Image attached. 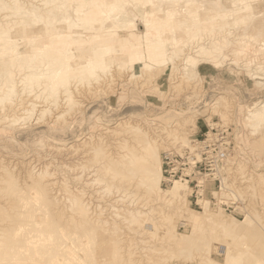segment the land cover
I'll return each mask as SVG.
<instances>
[{"label": "rangeland", "instance_id": "374dc122", "mask_svg": "<svg viewBox=\"0 0 264 264\" xmlns=\"http://www.w3.org/2000/svg\"><path fill=\"white\" fill-rule=\"evenodd\" d=\"M71 2L65 14L35 15V26L19 16L10 19L11 29H22L25 37L40 34L53 44L61 34L72 48L71 61L49 58L47 91L63 84L73 94L67 102L61 87L49 97L44 86L28 85L40 81L36 76L24 82L26 70H11L15 95L0 107V119H18L0 123V180L6 187L0 181V257L9 254L4 264H205L201 252L188 257L181 247L191 231L201 235L196 222L207 243H213L214 229L221 248L229 243L230 251L241 254L237 264H264V0ZM201 34L182 46L181 40ZM222 38L228 39V54L238 40L246 47L243 55L233 53L235 63L216 67L196 50ZM33 57L47 73L44 57ZM145 138L162 162L157 195L123 165V155L139 153ZM208 139L219 149L229 143L214 176L199 154ZM168 177L187 187L168 194ZM36 196L39 203L32 201ZM15 197L21 203L12 204ZM135 211L141 215L133 218ZM254 215L263 221L256 230ZM208 217L242 237L222 236Z\"/></svg>", "mask_w": 264, "mask_h": 264}, {"label": "bare ground", "instance_id": "6f19581e", "mask_svg": "<svg viewBox=\"0 0 264 264\" xmlns=\"http://www.w3.org/2000/svg\"><path fill=\"white\" fill-rule=\"evenodd\" d=\"M45 1H46V3H44V4L40 3V5H39L36 2H33L32 0L28 2L29 4L26 1H24V0L23 1H21V0H7V1L0 0V10L2 11L1 12L2 13V20H4V22L0 23V63H1L0 65L3 67L2 71H1V74H2V76H4V78H3L4 83L0 84V86H1L0 87V107L1 108H3L6 104L10 103L12 101L14 95H15V88H14L13 84L12 85L9 84V80H11V78L14 77L12 75V72H11V70H13V68H15L19 72V74L21 72H24V70L27 71V74H22V76H21V80H23L24 82L29 76L31 77L32 75L36 76V79L40 80L39 81L40 84L37 81H34V82H32V81L30 82L29 81L28 85L31 88L33 87V85H38V86L42 85V86H44L43 91H46L48 93L49 97H55L56 96V91H58L59 88L63 87V89H64L63 93L66 96V101L67 102L68 101L69 102L72 101V94L73 93H71V91L68 89L67 85L65 86L63 84H58L56 86V88L54 87L55 91H54V88L53 89H49L47 91V86L49 87V82L47 80V76L46 75L48 74V71H49V64H48L49 58H52V60L55 59V58L56 59L61 58L63 60H66V62L71 61L70 60V52H69V50L72 51V48L68 47L67 45L65 46L64 42H62V40L59 38L61 36V34L60 33L56 34L55 37L53 38L54 39L53 40V44H50L48 41H46L47 38L41 36L40 34L25 37V36H23L21 34L22 29H19L18 33H16L13 28H12L13 30L11 29V25L10 24L13 22V21H11L12 20L11 18H15V17L19 16L22 19H27V20L33 22L32 24L35 26V24L38 22V20L32 19V18H36L35 15L38 17V16H44V15L46 16V15H51V14H56V15L65 14L66 12H68V9L72 8V6H73V4L71 2L72 0H56V1L54 0L52 2V4H50V5H48V2H50V0L49 1L45 0ZM139 3H140V1H139ZM34 4L36 6H34ZM133 4H134V2H133ZM60 8L62 10H59ZM139 13H140V15H143L142 10H139L137 14H139ZM143 17H145V16H143ZM242 22H243V20L241 21V23ZM220 30L223 33H225L224 32L225 31L224 27H220ZM220 30H219V33H221ZM208 31H212V29H209ZM10 32H13V34L12 33L10 34ZM215 33H216V31H215ZM201 36H202V34L198 35L197 38L196 37L187 38V41L181 40V44H182L183 47H185V45H188L191 42H195V41L201 40L202 39ZM19 39L21 40L20 43L18 42ZM174 39L176 40V42H179V39L176 38V33L174 35ZM250 40H251V38H250ZM80 41H81V39L75 40L74 44H78ZM227 41H228V39L226 40V39H223V38L219 39V40H213V41H210L209 43H207L208 46L199 47L196 51H198L200 54H204L206 56V58H208V60L211 59L212 63L216 67L219 64H221L223 61H225V60H230L232 63H235L232 56L234 54H235V56H238L239 53L241 55L244 54L243 52L245 51V47H246L244 45L245 42L244 41H240V40H238V41L236 40L237 42L235 44H237V45L234 44L235 48L233 47L231 50L229 48V53L230 54H228V51L227 52L223 51V49H224L223 46H225ZM219 45H221V46H219ZM216 46L221 47L222 50L219 51L218 47H216ZM35 54H37V56H40L41 58L44 57L43 59H45V62H46L45 66L47 67V73L44 72V69H46V68L42 69L43 67L41 68V67L35 66L33 64V58H34L33 55H35ZM229 56H231L232 58L231 59H227V57H229ZM235 61H236V59H235ZM51 68H53V66ZM257 68L262 70L261 66L260 67L258 66ZM40 88L38 87V89H40ZM16 107H18V106H16ZM1 110H3V109H1ZM17 120H18L17 118H11V117H6L5 118L4 117L3 119H0V123L2 121H6L7 123H9V122H11V123H15L16 122L17 123ZM22 120H23V118H22ZM135 129H136V130H134L135 133H139V134L143 133L140 130V128H135ZM228 145H229V143L226 142V141H224V143L222 144V146H225V147H227ZM139 149H140V152L137 153V154L130 153V154H128V157L126 155H123V165L125 166L128 174H132L133 176L138 178V185L139 186L143 187L144 190L147 191L148 193H154V194L157 195L161 191L159 185H160V181L162 179V171H163L162 162H161V159H160V157L158 155L157 147L153 143L152 139L145 138L143 140L142 145L140 146ZM190 149L192 150V148H190ZM106 168H103V169H106ZM112 170H110L109 172H111L112 174L116 173L115 172L116 169H114L115 170L114 172ZM103 173H105V171ZM43 174L44 173H40V175H43ZM106 175H107V173H106ZM38 176H39V174H38ZM113 176H116V178H117V176H119V175L117 173V175H113ZM113 176H112V178H114ZM121 177H122V175H121ZM123 178H124V175H123ZM4 180L5 179L0 180L1 184H3L2 182H4ZM224 181L225 180L223 179V181H222V183L220 185L221 186L220 190H223V188H225L226 183ZM168 182L171 183L170 186H169V190L167 192L170 195H177V193H179L181 190H184L187 187V186H185L186 185L185 182H181L179 180H173L172 179V180H170ZM12 183H14V182H12ZM122 186H121V188H122ZM4 187H5V185H4ZM13 193L17 194V190H14ZM215 194H216V192L212 191L211 195H215ZM221 195H224L226 197V199H229V198H227V197H229V194L228 195L221 194ZM6 197H7V194H6ZM77 197H79V196L77 195ZM7 199H10V198H6L4 200H7ZM261 199L264 202V197H260V200ZM11 201H12V199H11ZM32 201H33V203H39L37 196L34 197L32 199ZM6 203H8V201ZM13 203L15 205L17 203H21V201L18 198L15 197L13 199V201H12V204ZM72 203H74V204L78 203L79 204L80 201L78 199H74V200H72ZM10 204H11V202H10ZM74 208H75V206H74ZM79 208H81V207H79ZM18 214L19 213H17V216H18ZM131 215H132L133 218H135V216L139 215V212L135 211V213L131 214ZM17 216H16V218H18ZM16 218H15V220H16ZM25 218H26V215H25ZM18 219H17L16 223L19 221ZM252 219H253L252 222L254 224L255 230H256V226L263 227V226H261L263 221L260 220L259 216L254 215ZM206 221L209 224H211V226L220 229L219 233H221L222 236L225 235L226 238L233 239V238H236V236L240 235V233L239 234H235V233L231 232L230 228L228 226H224V223L222 221H220V220H214V219L208 217L206 219ZM146 222L148 223L147 225L149 227H153L154 226L153 224L149 223L146 218H144L143 219V223L145 224ZM195 226H196V230L201 235L196 237L194 235L193 231H191V233L188 235V237L184 239V245L181 246V247H183L182 248L183 252H185V250H186L184 255H187V256L189 255L188 257H190L191 256L190 254L193 255L194 251L197 252V253L201 252L204 255V263L205 264H237V261L240 259V255L241 254H239L238 252H233V250L230 251L229 250V246H227V245H229V243L225 244V248H221V245L218 242H215L213 240V239L217 240L219 238L217 232L214 231V229H211L212 231H210V233H209V237L211 238V240L213 242V243L209 244V243L206 242L205 238L202 236V234L205 231V228L203 226H201V224L199 222H196ZM7 230H11V229H6V230L3 229V231H7ZM12 231H13V229H12ZM251 231H254V230H251ZM243 232L246 233L247 231L242 230L241 233L244 234ZM258 232L260 233L259 230H258ZM2 233H5V232H2ZM7 233L8 232L5 233L6 236H7ZM10 233H12V232H10ZM11 235L12 234H10V236ZM252 235H253V233H252ZM256 235L254 233L253 236H256ZM1 236H3V235H0V237ZM10 236H9L8 239H10ZM240 236L242 237V235H240ZM257 237H259V236H257ZM260 237H263V236H260ZM3 238H5V237H3ZM8 239H7V242H8ZM14 243H15V241H14ZM262 243H263V241H262ZM192 244L195 247H193ZM51 245L55 247V244L52 243ZM233 248H235V247H233ZM182 249H181V251H182ZM213 249L216 251V253L217 252L220 253V256L222 258L221 262H218V261L215 260V258H213V251H212ZM181 251H180V253L183 255V252H181ZM2 254H3V252H2ZM0 256H2V255H0ZM8 257H9V254L6 255V256L0 257V264H4L5 260ZM19 259H21V258H19ZM14 263H16V262H14Z\"/></svg>", "mask_w": 264, "mask_h": 264}, {"label": "built area", "instance_id": "2783aa9c", "mask_svg": "<svg viewBox=\"0 0 264 264\" xmlns=\"http://www.w3.org/2000/svg\"><path fill=\"white\" fill-rule=\"evenodd\" d=\"M207 142H210L209 139L203 143L204 145L202 147H200V155H204L205 156V161L207 163V166H208V171H209V175L208 176H214L215 173H216V169L218 168V162H222L223 160H226L227 158V155H226V149L227 147L225 146H222L221 144V149L219 148H216L215 144L213 143H207ZM212 145H215V146H212ZM217 149V150H216ZM202 153V154H201ZM194 161V160H192ZM195 163V162H193ZM174 171H177V170H180L179 167H175L173 168ZM182 172V174H185L184 173V170H180ZM215 172V173H214ZM175 180L174 177H168L166 180L167 182L170 181V180Z\"/></svg>", "mask_w": 264, "mask_h": 264}]
</instances>
